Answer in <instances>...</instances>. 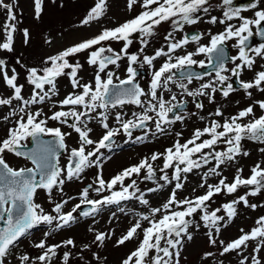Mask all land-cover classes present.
Returning <instances> with one entry per match:
<instances>
[{"label":"snow or ice","instance_id":"6c2138e0","mask_svg":"<svg viewBox=\"0 0 264 264\" xmlns=\"http://www.w3.org/2000/svg\"><path fill=\"white\" fill-rule=\"evenodd\" d=\"M0 0V8L6 11V20L3 24L4 39L0 42V51L11 53L14 51V33L17 31L16 15L14 4ZM34 16L40 19L43 12L44 0H32ZM55 2V0H53ZM129 10L139 5L142 11L132 19L114 28H104L98 35L83 40L71 47L64 49L56 55L45 59V66L38 69L31 67L26 69V81L32 86L30 98L25 99L22 95L24 85L18 82L15 68L9 74L8 65L4 59H0V79L4 85L11 90L12 94L8 98H0V106H10L13 101L19 102L18 111L14 108L10 112L15 116L14 126L8 128L6 137L0 139V264H8L7 258L16 247L18 242L28 235L36 226L44 223L53 226L52 230H59L71 225L77 217L74 213L82 205L90 206L88 210L79 213L80 216L88 217L99 213L107 206H119L121 201L136 199L143 205H149V201L144 198L145 194L137 187V180L132 179L134 175L139 176L142 170L146 169L143 176L145 180H153L155 172L153 165L147 159L139 164L123 169L120 173L105 181L100 173L97 174L96 181L89 184L80 193V203L75 204L71 211L63 212L62 208L68 203L67 199L54 204L52 212L56 215L45 213L40 204L35 203L34 197L38 189H42L51 196V193L58 189L63 192V185L67 180L81 179L86 169L98 166L101 149L113 146V137L121 131L132 137L134 129H145V136L150 129H147L149 122H154L155 129L159 133L165 132V126L178 121H183L185 116L181 114L184 109L185 101H177V96L173 93L169 99H165V92H172L171 85L180 89L182 94L187 97H207L209 102L214 99V94L220 92L227 98L236 91L233 83L228 82L230 77L224 75L231 72V76L237 78V83L249 97L252 93L250 89L256 88L264 92V71H258L251 81L239 79L244 69L252 70L255 64V57L264 58V43L257 47H249L248 41L254 35L264 37V0H250V3L243 9L232 7L233 0H221V7L224 9L222 17L211 15L208 22L225 24L222 32L211 34L208 44H199L194 52H187L183 55H174L178 49H182L190 42L198 43L202 34L193 35L190 38L184 37L176 40L173 32L170 31L165 40L167 50L159 48L153 55H143L142 60L139 54H129L128 49L134 43L133 37L137 38L140 44L139 53H143L150 44L151 39L156 36V29L162 23H170L173 31H183L185 25H194L200 22V13H210V0H126ZM254 10V19L243 17L242 11ZM107 11V0H96L94 6L90 8L87 16L81 21L82 25L92 21H98ZM239 20L238 26L230 22ZM255 26V33L252 30ZM24 43L27 44L30 33L27 29L23 30ZM235 40L233 47L238 49L237 55L227 57L225 55V45L229 40ZM123 42L122 47L117 51L111 44L105 42ZM254 53V56L249 55ZM87 53L86 63L89 67L95 68L94 84L82 83L79 76L83 65L76 61L70 62L71 57L77 54ZM203 54L205 60H196L194 56ZM164 57V62L159 68L154 67V61ZM127 58L126 78L121 79L113 72L109 66L119 68V62ZM230 61L234 67L228 69L225 61ZM239 61V63H236ZM19 63V61H17ZM140 63L153 68L149 89L145 91L137 84V70L134 64ZM200 68L211 67L214 78L208 82H203L196 90L190 89L189 85L194 80H202L203 76H211L212 72L192 73L186 71L192 66ZM179 72L180 79H176ZM103 74V75H102ZM61 77H67L73 88V92L68 93L63 100L58 102L61 110L52 111L51 115L43 113L41 109L29 110L32 105L44 104L50 101L53 96L59 94L57 82ZM118 81V83H114ZM76 89L81 91L76 92ZM196 109H203L204 105L195 102ZM259 108L264 111V101H255ZM127 104L136 105L142 109L140 113H133L135 119H125L121 112H116L115 120L119 127H110L109 110L116 107H123ZM66 109V110H65ZM180 109L181 112H174ZM99 110V111H98ZM155 114V120L152 115ZM170 114H174L170 116ZM254 108L252 105L240 110L236 115L224 120L223 123L213 120L209 126L203 129H196L191 139L184 143L177 141L172 148L166 149L164 154H152L151 160H158L163 156V173L159 180L171 184L177 181L174 190L169 198L160 208H151L150 215L155 217L161 213L159 219H150L149 215H143L142 220L149 223V227L142 228L140 220H137L119 238L117 245H124L127 241L137 237L138 229H142L143 238L139 241L135 250L122 261V264H173L175 257L179 256V247L182 239L186 236L191 240L189 231L192 221L187 219L198 211L201 213L200 219L204 222L208 232L209 242L213 245L217 243L215 233L220 232V223L225 219L218 215L221 208L209 209L212 198L220 194L231 195L236 193L241 187L250 188L244 195L222 205L227 219L236 215L235 205L243 203L246 207L255 209L256 204H250L248 196H256L264 190V166L257 163L251 168V174L244 178L240 175L243 169H237L231 183L226 182V178H221L215 185L207 184L206 192L195 199L185 198L177 200L176 190L181 189L183 184L180 182L181 173L187 174L209 165L213 161L214 166L210 167L204 174L203 179L208 175L220 176V168L226 163L233 162L239 155L248 156L249 153L243 150L242 141L245 139L264 144V115H259L248 120L245 118L253 117ZM195 115V113H191ZM216 116L223 113L217 108ZM5 121L8 116L3 117ZM96 119L100 126L105 130L98 140H93L90 136L92 128L89 123ZM49 121H57L61 125H67L72 131L78 134V146L69 150L66 137L71 132L62 131L61 127H49ZM71 121V123H69ZM179 136L180 134L177 133ZM207 136V139H201ZM51 137V139H45ZM143 137L137 136L136 140ZM199 141V142H198ZM27 142V143H25ZM223 143L227 147L223 150H216L218 144ZM31 144V148L28 145ZM91 146V150L89 149ZM27 149V151H22ZM208 151H205V150ZM61 151L68 153V163L66 167L59 166V154ZM264 152V148L260 149ZM6 154H13L23 157L30 161L31 167L14 169L6 160ZM174 169L171 179H169L167 169ZM131 180L130 183H125ZM119 185V190L116 186ZM201 187H205L202 183ZM158 184L157 188L148 189V192H155L162 188ZM132 189V191H130ZM90 190L97 194L110 192V195L102 196L100 199H90ZM136 193H140L136 195ZM71 199V198H69ZM179 209V210H176ZM123 211V209H119ZM115 216V213H113ZM93 231V229H89ZM241 235L228 243L220 241L222 251L220 255L231 252L243 253L249 247V243L256 241L252 248L253 253L264 251V216L256 220V226L249 232L241 229ZM52 233L46 232L44 235L50 236ZM108 237L104 233H96L94 242H103ZM75 247L73 239L69 238L60 244H46L44 239L35 243L34 247L42 250L41 254L35 258L38 264H51L57 256V250L61 247ZM84 249L89 248L85 244ZM71 252L65 251L62 256L63 264H69ZM206 256L211 253H206ZM97 260L100 257L93 253ZM82 258V257H81ZM264 264L257 255L250 258L242 256L239 264ZM32 258L27 254L19 257L20 264H30ZM176 264H179L176 261Z\"/></svg>","mask_w":264,"mask_h":264},{"label":"rangeland","instance_id":"374dc122","mask_svg":"<svg viewBox=\"0 0 264 264\" xmlns=\"http://www.w3.org/2000/svg\"><path fill=\"white\" fill-rule=\"evenodd\" d=\"M5 2L12 3L13 0H5ZM95 2L96 0H55V2H53V0H44V10L41 18L36 19L34 16L32 0H16L14 4V12L17 19L14 23L16 24L17 31L14 33V51L11 53L0 51V59L6 61L9 74H11L12 68L16 69L19 74L18 82L24 85L22 95L25 99L30 98L32 89V86L26 81L27 68L36 67L40 69L45 66L44 61L47 57L56 55L74 44L98 35V33L104 28L110 29L113 26L120 25L125 21L132 19L142 11L139 5L134 6L133 10H129L126 0H107V11L104 16L98 21H92L89 24L82 25L81 21L87 16L88 11L94 6ZM249 3L250 1L245 5L247 6ZM210 5V13H204V15L209 16L208 18H204V26L208 32H218L225 27V24H220L219 22L212 24L209 23L208 20L211 14L214 13L217 17H222L224 9L220 6L221 0H210ZM245 5L237 6L234 4L232 7L243 9ZM248 11L249 10L242 11V13ZM5 20L6 11L3 8H0V42L4 39L3 24ZM231 23L234 26H238L240 21L234 19ZM199 25L203 26L201 23H199ZM195 26H197V24L185 25L183 30ZM24 29H27L30 33V38L27 44L24 43ZM170 31L173 32V37L176 40L180 37L182 32L173 31L170 23H162L156 29V36L151 39L150 44L145 48L143 53H139L140 44L136 37H133L134 43L129 47L128 52L139 54L142 60L143 55H149L150 53L153 54L157 48H167L168 42L165 40V36ZM201 34L202 37L199 41L205 42V32H202ZM228 42L231 46L232 54L234 56L237 55L238 49L233 47L236 41L233 39ZM106 44H111L114 49L119 51L123 42L117 43L109 41L106 42ZM195 44L196 42H190L188 48H185L184 46L182 50L175 54L193 50ZM198 56L199 55L194 56V59ZM69 59L72 63L79 61L83 65V68L79 72V76L82 77L81 82L94 84L95 68L87 65V53H80ZM17 61H19V63ZM124 62H126V58L119 62V68H116L115 66L109 67L117 76H121L126 73V71H124ZM229 63L228 67L230 65L231 68L234 67L231 62ZM236 63L239 62L237 61ZM139 65L140 63L138 62L136 66ZM144 67H147V65H144ZM176 79L179 80L177 77ZM195 86L196 82L189 85L190 88ZM57 87L59 91L58 95L53 96L50 101H46L44 104L30 106L29 110L35 111L36 109H41L43 113L47 115H51L52 111L61 110L58 102L63 100L68 93H71L74 90L67 77L59 78ZM170 87L172 90L178 91V88H176L175 85L170 84ZM234 88L236 91L232 92L227 98L223 97L219 91L216 92L212 102H209L207 97L193 98L186 96L185 98L188 104L185 102L183 111L181 112L180 109L174 111L181 112V114L185 116L183 121L166 125L164 133L157 132L154 122H151L147 127L150 131L146 135L150 139L146 142H134L133 144H128L124 147L122 146V148L116 150L109 148L101 149L98 166L86 169L82 174L81 179L67 180L63 185V192L56 189L51 193V196H49L44 190L38 189L34 197L35 203L40 204L45 213L52 215H56L52 212L55 203L61 202L62 198L65 197L71 198L62 208L63 212L71 211L75 204L80 203L81 191L89 184H93L96 181L98 173L102 175L105 181H108L110 180V176L117 175L123 169L133 166L135 163L139 164L146 158L148 159V162L153 165L155 178L153 180L143 179V176L146 173L145 169L142 170L139 176L134 175L132 179L137 180V187L144 192V198L149 201V205H143L136 199H130L127 201H121L119 206H107L99 213L88 217L80 216L79 213L81 211L78 209L77 213H74V216L77 217L76 221L67 227L53 231V226L43 224L42 226L33 228L28 235L22 238L16 247L12 249L7 261L9 263L14 262L15 264L21 255L27 254L35 263V258L42 252V250L34 247L35 243L44 239L48 245L60 244L62 241L71 238L75 242V247L69 246L59 248L56 256L57 261H62L63 253L69 251L72 253L69 258V264H122V261L130 254V252L136 249L139 241L143 238L142 229H138L137 237L127 241L124 245H117L116 241L126 234L127 230L137 220H140L142 228L149 227V223L141 219L143 215H149L150 219H159L161 213H157L156 216L153 217L150 215V209L160 208L169 198L174 190V185L177 182L173 180L171 184H168L165 181L159 180V177L163 174L161 172L164 163L163 156L161 155L158 160L152 161V154H164V147H166V145L173 147L174 143L177 141L184 143L192 138L196 129H203L205 125H208V123L211 122V120L223 122L249 105H252L254 108L253 117L245 118L243 121L248 122L251 118L264 115V111L259 108L258 104L254 103L255 101H264V92L253 88L249 90L252 93L249 97L242 88L235 86ZM75 91L79 92L81 90L76 89ZM11 94V90L8 89L4 85L2 79H0V98H8ZM194 101L202 103L204 105L203 109H196ZM18 104L19 102L13 101L10 106H0V139L6 137L8 128L14 126L16 117L11 116L10 112L14 108L18 111ZM122 108L125 107H116L109 110L108 123L110 127H119L115 120L114 114L116 112H121L123 114V112L130 111L129 107H126L125 110ZM217 108L223 113L222 116L215 115ZM131 110L134 111V108L131 107ZM191 113H195V115H191ZM127 114L128 113L123 115L124 118L128 116ZM5 116L9 117L7 121L3 119ZM48 126L61 127L64 132H71V135L66 137V143L69 150L77 145L78 135L72 131V129L67 127V125H61L57 121H49ZM89 127L92 128L90 136L93 140H98L105 131L96 119H93L89 123ZM122 133L123 132L121 131L119 136L117 135V141H122ZM144 133L145 129L134 131V140H136L135 135H145ZM177 133L180 135L178 136ZM242 146L243 150L247 151L249 155L244 156L241 154L233 162L222 165L220 168V176L210 174L206 179L202 180V177L208 172L209 168L214 166V161L209 165L194 169L191 173H181L180 182L183 184V187L176 190L177 200H183L185 198L195 199V197L203 195L206 192L207 184L215 185L221 178H226V182L231 183L234 176L237 174V169H243L240 175L247 178L251 174V168L257 163L264 166V152L260 151V149L264 148V144L245 139L242 141ZM226 147L225 144L220 143L217 145L216 150H223ZM89 149L91 150V146H89ZM205 151L208 150L206 149ZM67 158V152L60 154L58 163L61 168L66 167ZM6 159H8L9 164L12 166L20 165L27 167L31 164L30 161L25 160L23 157H17L13 154H6ZM173 170L174 169L171 168L165 170L168 173L169 179H171ZM130 182L131 180L125 181L126 184ZM202 183L205 184V187L200 186ZM158 184H162L163 187L155 192L147 191L151 188H157ZM116 187L119 188V185ZM249 190L250 188L241 187L236 193L231 195L220 194L212 198L209 203V209L214 210L216 208H221L218 215L225 217L220 223V232L218 234L215 233L214 230H211L217 240L215 245L209 242L208 232L210 229L205 228L204 222L200 219L201 213L199 211L193 214L192 217L187 218L192 221L189 227L192 239L189 240L186 236L182 239V243L179 247L180 254L178 257L174 258L173 264H176V261H178L179 264H239L242 256L250 258L252 255H257L258 258L264 262V251L259 253H253L252 251L256 241L250 242L249 247L245 248L241 254L231 252L220 255L222 251L220 241H224L226 244L231 240H234L242 234L241 229H243L244 232L251 231V229L256 226V220L259 217L264 216V190H262V192L256 196L247 197L250 204L257 205L255 209L246 207L243 203H239L235 205L237 210L236 215L231 221L227 219L222 205L236 199L240 195H244ZM130 191H132V189H130ZM109 193L110 192H103L97 194L95 191L90 190L89 198L94 200L100 199L102 196L109 195ZM139 194L140 193H136V195ZM119 209H123V211H120ZM113 213H115V216H113ZM90 228L93 229V231H89ZM50 231L52 234L46 237L44 234ZM96 233H104L108 238L102 243L94 242ZM85 244L89 245V248L84 249L83 246ZM93 253L97 254L100 259L97 260L94 258ZM206 253H211V255L206 256ZM36 264H38V262H36ZM248 264H250V260Z\"/></svg>","mask_w":264,"mask_h":264},{"label":"flooded vegetation","instance_id":"af4514ba","mask_svg":"<svg viewBox=\"0 0 264 264\" xmlns=\"http://www.w3.org/2000/svg\"><path fill=\"white\" fill-rule=\"evenodd\" d=\"M250 1V0H249ZM248 0H245V1H242V0H233V4H232V6H234V4L235 5H237V6H240V5H245V4H247L248 2H249ZM246 6V5H245ZM264 5L263 4H261V6L260 7H263ZM200 16H201V20H200V22H198L197 23V26H195V27H193V28H189V29H185V30H183L182 32H181V35H180V37L177 39V40H179L180 38H182V37H184L185 35H187L189 38L191 37V36H193V35H197V34H201L202 32H205V37H206V39H204L205 40V42L204 41H199L198 43H196L195 45H194V48H193V50H188V51H186V52H183V53H178V54H180V55H183V54H185V53H187V52H194L195 51V49L199 46V44H208V42H209V39H210V35L211 34H216V33H219V32H222L223 30H224V28L222 29V30H220V31H218V32H208L206 29H205V26H204V24H205V21H204V18H208L209 16H206V15H204V13H200L199 14ZM211 15H214V16H216L215 15V13L214 14H211ZM241 15L243 16V17H247V18H250V19H254V10H249L248 12H245V13H242L241 12ZM218 17H220V16H218ZM199 23H201V24H203V26H201V25H199ZM226 23H231V21L230 22H226ZM118 26V25H117ZM226 26V25H225ZM114 27H116V26H113L112 28H114ZM252 30H253V32L255 33V31H256V28H255V26H252ZM101 32V31H100ZM99 32V33H100ZM159 32H162V31H159ZM114 42V41H113ZM228 42V41H227ZM226 42V45H225V55L227 56V57H230V56H234L233 54H232V52H231V46H230V44H229V42L227 43ZM106 43V42H105ZM261 43H264V37H261V36H258V35H254L253 37H251L250 39H249V41H248V45H249V47H252V48H254V47H257V46H259V44H261ZM190 45L189 44H187V45H185V48H188ZM157 49H159V48H157ZM165 50H167V48H164ZM183 49V48H182ZM182 49H178L176 52H179L180 50H182ZM129 54H134L133 52H129ZM153 54H154V52H153ZM152 53H150L149 55H153ZM178 54H175L174 53V55H178ZM249 55H252V56H254V53H252V52H249ZM164 57H161V58H158L156 61H154V63H155V65H154V67L155 68H159V66L164 62ZM196 60H205V62L207 63V59H206V57L203 55V54H201V55H199L197 58H196ZM230 61H228V60H226L225 61V64H226V67H228V65L230 64L229 63ZM239 62V61H238ZM127 66H128V61H127V58H126V62H124V71H126V68H127ZM195 66V68H196V70L197 69H200V67H198V66H196V65H194ZM133 67L134 68H136V70H137V77H136V83L137 84H139V86L141 87V88H143L145 91H147L148 89H149V85H150V80H151V74H152V71H153V68H150L149 66H147V67H141L140 65L139 66H136V64H134L133 65ZM228 69H231V65L228 67ZM195 70V71H196ZM258 71H264V58H260V57H255V64H254V66H253V69L252 70H248V69H244L242 72H241V75H240V77H239V79H241V80H243V81H251V80H253L254 79V77H255V74H256V72H258ZM207 72H212V70H209V71H207ZM207 72H203V73H207ZM140 73H141V75H140ZM203 73H201V74H203ZM224 75H227V76H229L230 77V80L228 81V82H231V83H233V87L235 86V87H239V88H241L240 87V84L239 83H237V78L236 77H233V76H231V72L229 71V72H225V73H223ZM121 79H124V78H126V73L124 74V75H121V76H119ZM178 79H180V76L179 77H177ZM214 78V72H212V75L211 76H203V79L202 80H194L193 82H196V86L195 87H193V88H190V89H192V90H196V89H198L199 87H200V84L201 83H203V82H208V81H210V80H212ZM114 82H118V81H115L114 80ZM144 85V86H143ZM173 93H175L176 94V96H177V101H180V100H183V101H185L186 102V104H188V102H187V100H186V95H184V94H180V93H182L181 92V90L180 89H178V91H174V90H172V92H165L164 93V97H165V99H169L170 98V96L173 94ZM123 107H125V108H122V109H126V107H129L130 108V111L129 112H123V115L124 114H126V113H128L127 115V117L125 118V119H135L133 116H132V114L133 113H140L141 111H142V109L140 108V107H138V106H136V105H131V104H127V105H125V106H123ZM131 107H133L134 108V111H132L131 110ZM149 115H152L153 116V118H155V114L154 113H149ZM172 115H174V114H172ZM170 116H171V114H170ZM69 123H71V121H69ZM117 123V122H116ZM150 123L151 122H149L148 124H147V126L146 127H148L149 125H150ZM139 130H141V129H139V128H137V129H134L133 131H132V137L131 138H129L128 136H126L124 133H122L123 134V138H122V141H117L118 139H117V136L116 137H113V142L112 143H120V144H113V146L110 148V149H114V148H116L115 146H117L118 145V148H122V146L124 147V146H126V145H128V144H133L134 142H146L148 139H150L149 137H147V136H145V135H139V136H141V137H143V139H141V140H134V134H133V132L134 131H139ZM78 135V134H77ZM118 136H119V134H118ZM135 137H137L136 135H135ZM115 138V139H114ZM25 143H27V142H25ZM78 146V143H77V145L75 146V147H77ZM74 148V147H73ZM7 161H8V159H6ZM67 160H68V158H67ZM9 163V162H8ZM66 165H67V161H66ZM11 167H13L14 169H18V168H22V167H25V166H20V165H18V166H12V165H10ZM64 199H67V200H69V198L68 197H65V198H62V200H64ZM61 200V201H62ZM57 258L56 257H54L53 258V260H52V262H51V264H63V262L60 260H56ZM8 262V261H7ZM18 264H20V262H19V259H18V261H16ZM14 263V262H13ZM8 264H12V263H9L8 262ZM30 264H36V262L34 263V261H32V262H30Z\"/></svg>","mask_w":264,"mask_h":264},{"label":"water","instance_id":"95a60500","mask_svg":"<svg viewBox=\"0 0 264 264\" xmlns=\"http://www.w3.org/2000/svg\"><path fill=\"white\" fill-rule=\"evenodd\" d=\"M196 68L194 67V66H192L191 68H188L186 71H188V72H192V73H200V72H207V71H209V70H212V68L211 67H206L205 69H197L196 71ZM176 74H178V75H180L179 74V72H177ZM45 139H51V137H45ZM28 148H31V144H29L28 145ZM22 151H27V149H22ZM62 152V151H61ZM60 152V153H61ZM90 206H88V205H85L82 209L83 210H86V209H88ZM0 227H3L4 225H3V221H0Z\"/></svg>","mask_w":264,"mask_h":264},{"label":"trees","instance_id":"16d2710c","mask_svg":"<svg viewBox=\"0 0 264 264\" xmlns=\"http://www.w3.org/2000/svg\"><path fill=\"white\" fill-rule=\"evenodd\" d=\"M211 122H212V121H211ZM211 122H209L208 125H205V126H209ZM221 123H223V122H221ZM243 123H246V122L243 121ZM205 126H204V127H205ZM207 138H208V137L205 136V137H202L201 139H207ZM198 142H199V141H198ZM169 148H172V146H169ZM169 148H168V149H169ZM145 159H146V158H145ZM145 159H144V160H145ZM147 160H148V159H147ZM134 165H137V164L135 163ZM116 190H119V188L116 187Z\"/></svg>","mask_w":264,"mask_h":264}]
</instances>
